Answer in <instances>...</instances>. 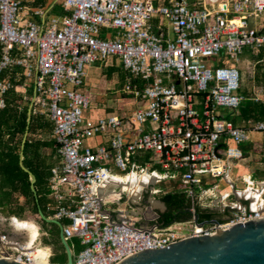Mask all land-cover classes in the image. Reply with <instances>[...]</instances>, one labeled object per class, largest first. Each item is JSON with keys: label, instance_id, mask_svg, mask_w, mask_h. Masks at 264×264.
Returning a JSON list of instances; mask_svg holds the SVG:
<instances>
[{"label": "built area", "instance_id": "1", "mask_svg": "<svg viewBox=\"0 0 264 264\" xmlns=\"http://www.w3.org/2000/svg\"><path fill=\"white\" fill-rule=\"evenodd\" d=\"M35 1L0 0V111L11 90L30 86L32 113L53 125L58 162L50 169L47 208L50 218L66 221L65 240L77 237L83 245L73 264H118L139 251L264 217L261 199L217 223L193 220L199 192L214 191L243 159L249 132L264 136V121L249 120L246 128L231 120L244 99L240 56L261 53L264 62V0ZM113 61L125 72L123 96L134 108L87 118L86 68ZM88 138L100 141L91 146ZM130 174L154 179L139 201L154 181L183 192L189 225L137 226L111 208L128 194L122 186L101 199L108 179ZM38 251L14 244L0 257L61 264Z\"/></svg>", "mask_w": 264, "mask_h": 264}, {"label": "trees", "instance_id": "2", "mask_svg": "<svg viewBox=\"0 0 264 264\" xmlns=\"http://www.w3.org/2000/svg\"><path fill=\"white\" fill-rule=\"evenodd\" d=\"M48 1L36 0L33 5L37 3L46 4ZM249 56L257 65L258 72L263 69L264 62L261 53L251 52ZM114 70H118L120 79L125 81V72L121 67H109L107 75L110 76ZM257 78L264 83V72L260 73ZM11 91L10 93H12ZM10 93H8L9 96L11 95ZM16 111L12 102L7 99L5 107L0 111V211L5 215L21 218L25 211L38 214V210L41 209L43 214L49 217L52 213L47 208L49 202L48 178L54 163L47 161V158L41 154V149L52 147L55 141L26 139L21 148L22 136L26 132L35 133L37 129L42 130L47 124L41 118L31 117L27 121L26 108H23L18 114H16ZM231 120L235 125H244L246 128L248 126L245 122L249 120L264 121V98L256 100L255 98L244 96L237 115L232 117ZM20 152L23 153V159L21 160L23 166L36 177L34 183L36 195L31 189L28 172L20 166ZM174 186H177V184L175 183ZM160 200L167 207L166 211L160 213L159 216L158 221L162 226H167L174 220L188 221L192 218L190 202L183 192L177 189L168 191L160 197ZM195 213L198 215V222L209 221L216 216V214L204 211L198 206L195 208ZM61 223L65 224L66 221L63 220ZM41 226L47 232V236L42 238V243L51 246L53 249L50 261L66 264L67 256L61 243L59 227L43 219H41ZM68 244L73 250V255L83 249V245L77 237L69 240Z\"/></svg>", "mask_w": 264, "mask_h": 264}, {"label": "crops", "instance_id": "3", "mask_svg": "<svg viewBox=\"0 0 264 264\" xmlns=\"http://www.w3.org/2000/svg\"><path fill=\"white\" fill-rule=\"evenodd\" d=\"M112 66L120 67L116 61H113L112 63H107V64L99 63V65H92L86 68V74H87V71L93 67L95 68V71H99V75H100L96 80H93L91 84H88L87 81L85 80V83L83 86V90L91 96V109L85 113V116L87 118L93 115H95L94 117H98L106 113H119L117 109L120 108L119 106L120 105L119 103L121 101L120 98H117L116 102H114L113 104H110L109 100H107L106 98L105 92L95 94L94 92H92V91H95V89L91 90V88H95V87L97 88L98 86L106 87L107 85L106 82L102 84V80H103L102 75H101L103 72L102 67H105V70H107L109 67H112ZM16 70L20 71V69H16ZM11 92L12 93L9 92L11 95L9 96L8 94L6 99L12 102L13 106L17 110L16 114L20 113L23 108H26L27 121H29L31 117L36 118V119L41 118L46 122L48 126V127L44 126L42 130L37 129L35 133L26 132L22 136L21 148L23 147V143L26 139H32L29 137V135L34 136L41 131L43 132L44 136L42 138H37V139H42L45 141L53 140L52 138L53 125L51 121L44 116L34 115L32 113L31 103H30V97L32 96V93H33L32 87L27 86L24 88L13 90ZM115 94L118 96V91H115ZM98 105H101L103 107H99ZM99 141H100L99 138H88L85 140V144L94 146L98 144ZM263 141H264V136L261 133L253 132V131L249 132V139L246 142L241 144V148L243 150V159L239 160L237 164L232 166L229 173L223 177V180H221L218 183V186L214 189V191L199 192L200 199H199L198 207L200 209L207 211V212H212L213 214H216L214 219L222 220V219H226L227 217L233 216L235 214H239V213H243L248 210H252L255 207L256 203L261 201L262 199V208L264 210V160L261 158L258 159V156H257V151H258L257 148H262V146H264ZM44 149L49 151L47 153H50V152L52 153V151H55L57 153V148L55 147V144L52 147H44ZM21 155H22V158L20 159V163H22L21 160L23 159L22 152H20V156ZM57 162H58V153H57V160L53 165H55ZM117 178L120 179L122 178V176H118ZM117 178H110L106 181L105 186L100 192V195H101L100 197L103 201H107L108 199H110V198H107V195L111 194L113 191H116L118 193L121 192V190H119L120 186H122L121 184L117 183L116 185H111V183L113 184V181H111V179H117ZM123 189H127L128 192L131 190L130 188H126V187L125 188L123 187ZM123 195H128V194H123ZM138 196L135 199H137ZM110 197L112 199L115 198L114 196H110ZM122 198L119 203L113 204L111 208L120 209L121 212H123L124 214H128L129 216L134 217L135 220L138 221L137 226L139 227H142L144 229L153 228L154 224L151 223L152 218L143 219L141 213L135 212L133 208H131V210H128L126 207V202L122 203ZM131 199L135 200L134 198H131ZM14 219L17 221L19 220L16 216H13V215L8 216V215L3 214L0 211V250L3 249V247H10V246L12 247L14 244L22 246L23 248L25 247L24 246L25 242H27L28 240L27 230L26 229L16 230L14 228V221H15ZM183 222H186V221H178L177 223H174L170 226L160 225V227L161 228H175V227L184 228L189 225L188 223H183ZM5 224L7 225L8 228L5 227ZM8 229L10 230V232H8ZM36 231H37V228H36ZM2 234L7 235L6 242L2 241L1 239ZM35 242H36V237L31 243L32 250H39L38 253H41L43 258H45L43 260H46V258L50 260L53 254L52 247L44 245L43 243H42L43 245H35ZM69 248L73 254V250L71 249L70 246Z\"/></svg>", "mask_w": 264, "mask_h": 264}, {"label": "water", "instance_id": "4", "mask_svg": "<svg viewBox=\"0 0 264 264\" xmlns=\"http://www.w3.org/2000/svg\"><path fill=\"white\" fill-rule=\"evenodd\" d=\"M20 165L28 172L31 189L36 195L35 175L22 163ZM160 204L166 209L162 201ZM38 215L59 227L61 243L67 256L66 264H73V254L62 236L61 222L46 217L41 209L38 210ZM193 220L199 224L197 213H194ZM177 222L174 220L168 226ZM213 222L217 223V220L214 219ZM154 225L160 227L159 224ZM0 264L21 263L9 257H0ZM118 264H264V217L237 222L228 230H217L214 234L185 237L163 248L139 251L124 257Z\"/></svg>", "mask_w": 264, "mask_h": 264}, {"label": "rangeland", "instance_id": "5", "mask_svg": "<svg viewBox=\"0 0 264 264\" xmlns=\"http://www.w3.org/2000/svg\"><path fill=\"white\" fill-rule=\"evenodd\" d=\"M57 1L61 2L62 0H57ZM58 10H59V5L56 4L54 8L50 11V14L56 13ZM95 65H99V64H95ZM239 67L242 73L241 87H240L241 93L244 96L247 95L248 97H251V98H262L263 99L264 98L263 96L264 83L260 82L257 77L260 76V73L264 72V66H263V69H261L258 72L257 65H255L251 57L249 55H242L239 58ZM102 68H103V72L101 74L103 78L102 84L106 82L107 85L106 87L98 86L97 88L96 87L91 88V90L95 89V91H92V92H94L95 94L105 92L106 98L107 100H109L110 104H113L114 102H116L117 98H120L121 99L119 103L120 108L117 109V111L120 114H129L131 110H133L134 108V102L128 97L123 96V89H124V85L126 82L121 80L118 75L120 69L119 71L114 70L111 73V75L108 76L107 75L108 71L105 70V67H102ZM99 76H100L99 71H95V68L92 67L87 71L85 80L87 81L88 84H91L93 80H96ZM115 91H118V96L115 94ZM123 98L125 99L123 100ZM98 106L103 107L101 105H98ZM43 136L44 135L42 131L34 136L29 135V137L32 139L42 138ZM263 144H264V141H263ZM257 149H258L257 151L258 159L261 158L264 160V157H263L264 156V146H262V148H257ZM47 152L49 151L45 150L44 148L41 149V154L45 158H47V161L51 163H55L57 160V153L55 151H52V153L51 152L47 153ZM118 172L122 173L121 171H118ZM170 188H171V184L166 180L165 181L161 180L159 182L154 181L151 187L148 188V191L144 194V198L142 199V201H139L138 198L133 200L129 198L128 195H123L122 203L126 202V207L128 210H131V208H133L135 212L141 213L143 219L152 218L153 220V219H156V215L159 213V211L163 210V207L160 204V201H161L160 197L163 194L167 193ZM18 219H19L18 220L19 222H28L37 228L38 233L36 236L35 245H43L42 238L47 236V232H45L41 226L40 216L30 211H25L23 213V216ZM6 224H5V227L8 228ZM14 228H15V225H14ZM16 230H19V229H16ZM8 232H10L9 229H8Z\"/></svg>", "mask_w": 264, "mask_h": 264}, {"label": "bare ground", "instance_id": "6", "mask_svg": "<svg viewBox=\"0 0 264 264\" xmlns=\"http://www.w3.org/2000/svg\"><path fill=\"white\" fill-rule=\"evenodd\" d=\"M153 180L154 179L150 178L148 175L137 176L135 174H131L124 178L111 179V181H113V184L111 183V185H116L118 183V184H121L124 188L125 187L130 188L131 190L128 192V196L135 199L138 196L141 188ZM14 225L16 229H19V230L26 229L27 230L28 240L27 242H25L24 250L28 252L34 251L32 250V247H31V243L37 235V231L34 225L28 222H19L17 220L14 221Z\"/></svg>", "mask_w": 264, "mask_h": 264}, {"label": "flooded vegetation", "instance_id": "7", "mask_svg": "<svg viewBox=\"0 0 264 264\" xmlns=\"http://www.w3.org/2000/svg\"><path fill=\"white\" fill-rule=\"evenodd\" d=\"M166 209H167V207H166ZM166 209H163V210L159 211V213L156 215V216H158V217H157L156 219L152 220V222H151V223H153V224H159V225H161V224H160V222L158 221V220H159V216H160V213H163V212H165V211H166Z\"/></svg>", "mask_w": 264, "mask_h": 264}]
</instances>
